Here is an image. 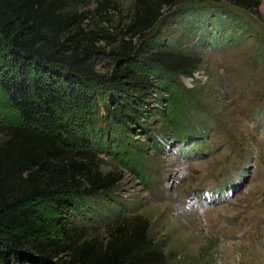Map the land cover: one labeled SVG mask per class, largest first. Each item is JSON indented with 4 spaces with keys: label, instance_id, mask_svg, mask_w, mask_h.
Wrapping results in <instances>:
<instances>
[{
    "label": "rangeland",
    "instance_id": "374dc122",
    "mask_svg": "<svg viewBox=\"0 0 264 264\" xmlns=\"http://www.w3.org/2000/svg\"><path fill=\"white\" fill-rule=\"evenodd\" d=\"M135 1L115 0L118 11H109L102 24L115 38L98 42V77L82 89L88 102L56 117L61 143L90 148L100 171L117 182L96 198L33 202L41 238L64 242L61 227L67 236L103 241L118 225L142 221L165 264H264V0L254 14L221 3L237 19L222 17V26L229 23L218 33L199 29L191 10L212 7L213 0H181L146 37L132 40L128 59L117 61L114 54L126 49L118 32ZM68 4L70 12L85 15L83 28L100 25L90 18L96 0ZM154 50L200 59L190 77H177L194 97L185 100L159 86L142 62ZM125 68L141 75V83L115 86L110 77ZM140 94L153 103L150 109ZM21 124L0 92V127ZM186 128L196 137H184ZM128 143L140 150L138 166L117 147Z\"/></svg>",
    "mask_w": 264,
    "mask_h": 264
},
{
    "label": "trees",
    "instance_id": "16d2710c",
    "mask_svg": "<svg viewBox=\"0 0 264 264\" xmlns=\"http://www.w3.org/2000/svg\"><path fill=\"white\" fill-rule=\"evenodd\" d=\"M90 18L100 25L83 28L84 14L70 12L68 0H0V92L14 109L22 124L0 127V264H165V256L147 239L142 221L120 224L103 241H82L67 236L64 242L41 238V225L30 205L36 201L66 204L70 196L96 198L117 182L111 173L100 171L99 159L90 149H69L60 140L58 113L71 105L88 102L82 89L98 76L93 60L102 53L100 40L113 38L102 26L111 10L118 11L115 0H96ZM181 0H136L129 22L118 32L122 52L117 61L128 59L136 37L144 38L160 21L165 9L175 8ZM212 7L192 8L199 29L219 32L221 18L236 20L222 8L226 3L254 14L260 0H213ZM125 38H129L125 41ZM147 67L168 93H180L185 100L193 90H183L178 76L190 77L200 59L174 51L154 50L145 60ZM127 75L119 83L118 77ZM141 75L128 68L115 72L110 80L141 83ZM141 104L150 109L153 103L140 94ZM195 104V99L191 101ZM184 137L195 138L192 128ZM118 145L120 153L132 166H138L140 150L131 143ZM62 255L65 257L62 258Z\"/></svg>",
    "mask_w": 264,
    "mask_h": 264
}]
</instances>
